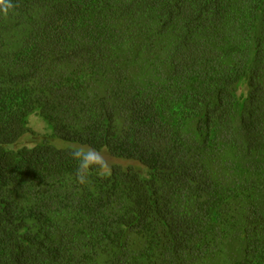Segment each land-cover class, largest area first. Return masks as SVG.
Masks as SVG:
<instances>
[{"label": "trees", "instance_id": "obj_1", "mask_svg": "<svg viewBox=\"0 0 264 264\" xmlns=\"http://www.w3.org/2000/svg\"><path fill=\"white\" fill-rule=\"evenodd\" d=\"M0 264H264V0H0Z\"/></svg>", "mask_w": 264, "mask_h": 264}, {"label": "rangeland", "instance_id": "obj_2", "mask_svg": "<svg viewBox=\"0 0 264 264\" xmlns=\"http://www.w3.org/2000/svg\"><path fill=\"white\" fill-rule=\"evenodd\" d=\"M27 126L31 130H33V132L35 134L32 135L29 132H26L22 136L21 140L28 141V139L33 137L32 138L33 141H39L40 138L51 133V129L49 128V125L47 124V122L44 119H42L38 114H31L28 116ZM50 143L54 147H58V148H65V147H69V146L78 147L81 150H83L86 154H88L89 157H91V158L93 157L92 156L93 150L88 148L87 146H80L78 144H74L70 141H66V140L60 139L58 137L51 138ZM103 158H105L106 160H110V158L107 156H103Z\"/></svg>", "mask_w": 264, "mask_h": 264}]
</instances>
